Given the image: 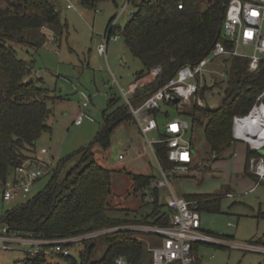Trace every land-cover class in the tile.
<instances>
[{"label": "trees", "instance_id": "1", "mask_svg": "<svg viewBox=\"0 0 264 264\" xmlns=\"http://www.w3.org/2000/svg\"><path fill=\"white\" fill-rule=\"evenodd\" d=\"M88 7H95L100 0H81ZM230 0H141L138 10L121 34L133 54L140 58L143 67L137 79L151 73L160 65L161 71L144 84L135 102H141L150 93L162 86L177 69L185 63H195L208 55L215 42L223 37V22ZM182 4V6H179ZM113 16L107 26L110 36L114 29ZM61 24L60 9L56 0H0V183L10 177L11 168L30 156L38 138L45 130L52 107L49 100L54 97L52 89L42 76L33 75V64L20 57L17 43L42 44L45 32L42 26ZM233 62L227 79L226 98L218 107L197 104L192 109H178L180 116L205 123V134L209 140L214 159L233 145L237 138L233 133L235 115H246L253 108L258 96L264 91V60L257 70L249 67L248 57L232 55ZM204 88V87H203ZM201 88V91L203 90ZM120 97L112 96L104 111V122L93 143L79 150L81 157L64 175L62 164L54 171L46 186L23 204L9 210L1 219L12 229L34 232L37 236L61 238L82 234L104 227L125 223L150 222L169 224L170 210H161L159 189L154 193V207L142 216H117L111 203L112 173L114 169L99 163L95 158L94 144L107 148L111 143L114 128L122 121L134 118L126 102L117 104ZM175 104V103H172ZM171 105V104H168ZM163 112L162 106L155 110ZM168 113V112H167ZM202 116L206 118L204 122ZM164 135V132L163 134ZM250 146V145H249ZM194 147V145H193ZM166 141L155 143L156 154L161 163L172 167L168 157ZM263 152L247 149L245 171L259 179L250 170L251 155ZM196 167L195 165L191 168ZM133 191H144L155 177L150 174L132 175ZM199 201V208L211 211L221 209L224 193L194 192L185 195ZM148 201V200H146ZM264 217V211L261 212ZM140 230L119 228L95 237L76 242L80 246L79 257L73 251L65 258L70 264H113L117 255L123 254L127 264H154L144 261L145 244L138 237ZM102 239L108 248L101 257L96 252ZM196 243L194 244V248ZM73 248V249H74ZM151 251V250H150ZM24 258L14 264H46L48 254L26 250ZM175 264H181L176 262Z\"/></svg>", "mask_w": 264, "mask_h": 264}, {"label": "rangeland", "instance_id": "2", "mask_svg": "<svg viewBox=\"0 0 264 264\" xmlns=\"http://www.w3.org/2000/svg\"><path fill=\"white\" fill-rule=\"evenodd\" d=\"M56 2L62 25H52L45 31L42 29L45 35L40 45L16 44L19 56L33 64V76H42L54 94L49 100L52 111L48 123L51 129L43 131L32 150L28 151L30 156L39 158L43 165L48 164L45 168L51 170L32 184L28 197L4 198L3 184L0 183V219L9 210L42 190L62 161L61 175L77 163L81 157L79 150L92 144L96 138L104 122V111L110 98L118 96L117 104L125 102L121 87L128 89L137 83L141 88L148 82L137 79L143 62L133 54L121 34L132 14L138 10L141 0H100L91 8L81 0ZM69 3L73 6L68 7ZM113 16L115 26L107 42V52L102 54L98 47L106 41L107 26ZM116 34H119L118 38L114 37ZM222 35L226 37L224 32ZM240 50L252 53L254 46L241 44ZM232 62V55H221L213 59L205 72L201 87L204 88L202 91L200 89L199 97L191 98L183 109H192L199 98L203 105L220 106L226 98L229 85L222 73L231 69ZM86 99L89 101L85 109L87 114L81 123H77L75 119ZM177 108V104H162L163 112L158 115L160 130L149 132L151 139L159 141L162 138L166 121L179 115ZM202 119L206 121L204 116ZM188 120L191 127L186 137L192 138L196 167L171 175L172 188L168 184L159 188L161 210H170L167 202L172 189L179 196L194 192L224 193L220 210L201 209L203 225L208 229L206 232L222 238L220 243L196 242L195 252L201 263L264 264V251L236 244L264 243V217L261 216L264 211V179L259 180L245 171L246 149L250 146L239 139L225 149L218 159H214L211 144L205 134V123L196 122L193 125V120ZM93 150L99 163L114 169L111 195L114 210L111 213L117 216H142L151 212L154 202L146 201L144 191L134 193L132 175L143 173L162 178L161 161L135 117L120 122L114 128L107 148L95 143ZM120 154L124 156L121 158ZM249 167L253 172L251 165ZM13 173L14 169L11 168L10 174ZM227 191L233 194L229 195ZM138 237L145 244L144 261L150 263V248L162 239L156 233L146 230H140ZM76 242L72 241V246H76ZM28 248L25 244L0 248V264H14L25 257ZM79 248L72 249L77 258ZM107 248L108 242L102 239L96 252L97 257H101ZM46 264L70 263L63 257L50 254Z\"/></svg>", "mask_w": 264, "mask_h": 264}, {"label": "built area", "instance_id": "3", "mask_svg": "<svg viewBox=\"0 0 264 264\" xmlns=\"http://www.w3.org/2000/svg\"><path fill=\"white\" fill-rule=\"evenodd\" d=\"M72 6L73 4H68V7ZM179 6H182V4H179ZM47 28L46 24L42 26L44 31ZM223 32L226 35L225 40H217L208 55L195 63H185L180 66L172 77L141 102L137 103L133 99L135 91L139 88L137 83H133L128 89L121 87L125 102L130 107L142 132L147 135L154 151L155 143L158 141L151 139L148 133L155 129L160 130L159 119L155 110L161 107L163 103H175L179 109H183L184 104L190 101L191 98L199 97V91L205 80V72L213 59L221 55L244 56L250 59L249 67L251 70L259 69L260 63L264 60V0H230L223 22ZM111 36L112 34L109 36L106 33V41L98 47L100 53L106 54L107 42ZM114 37L118 38L119 34ZM52 38L54 39L55 36H52ZM241 44L253 45L254 51L252 53L241 51ZM161 69V66L157 65L152 68L151 73L156 76ZM227 75V70L223 71L222 76L227 77ZM141 85H143V82ZM176 97H179L178 101H175ZM198 103L203 105L202 99L199 98ZM88 104L87 99L83 101L82 110L75 119L77 123H81L84 115L87 114L85 109ZM262 106H264V91L258 96L256 103L248 114L235 115L233 124L234 136L246 140L252 148L260 151L264 148V141L260 144H254L245 137L239 136L236 128L239 119ZM190 127L191 124L188 118L180 115L168 119L164 124V135L159 141L168 143V157L174 162V165L166 167L160 163L163 177L153 179L152 183L146 188V200L154 201L156 199L154 193L156 188L159 189L165 184L171 187V175L180 170L188 171L191 169L194 164L193 142L192 138L188 139L186 137ZM123 156V154H120L121 158ZM42 163L39 158L28 156L18 164L13 175H10L3 183L4 198L28 197L32 190V184L41 175L51 170V168H45L48 164L43 165ZM250 165L259 180L264 179V153L251 155ZM228 194L232 195L233 193ZM167 204L171 211L169 224L126 223L61 238L41 237L29 231L20 232L3 223L0 225V248H14L25 244L28 245V250L32 253L43 252L48 255L55 254L66 257L74 248L72 241L95 237L119 228H131L154 232L162 239L150 248L154 264H173L176 262L202 264L199 255L195 252L194 244L198 241L220 243L222 238L214 236L203 229L202 214L197 199L179 196L172 189ZM236 244L249 249L264 251V243L236 242ZM127 262L126 256L119 254L115 257L113 264H127Z\"/></svg>", "mask_w": 264, "mask_h": 264}, {"label": "bare ground", "instance_id": "4", "mask_svg": "<svg viewBox=\"0 0 264 264\" xmlns=\"http://www.w3.org/2000/svg\"><path fill=\"white\" fill-rule=\"evenodd\" d=\"M237 134L245 137L254 144L264 141V106L256 108L251 114L239 119Z\"/></svg>", "mask_w": 264, "mask_h": 264}, {"label": "crops", "instance_id": "5", "mask_svg": "<svg viewBox=\"0 0 264 264\" xmlns=\"http://www.w3.org/2000/svg\"><path fill=\"white\" fill-rule=\"evenodd\" d=\"M155 77V75L153 74V76H152V73H149V74H147V75H145V76H143L142 78H140L139 80H146V81H150V80H152L153 78ZM237 138V140H239V139H241V138H238V137H236ZM244 140V139H243ZM244 141H246V140H244ZM247 142V141H246ZM248 143V142H247ZM250 144L248 143V146H249ZM247 149H248V147H247ZM246 149V150H247ZM193 150H194V153H195V148L193 147ZM246 155H247V152H246ZM194 165H196V163L195 164H193L192 166H194ZM252 188H254V186L253 187H251V189ZM227 194L228 193H232L231 191H227L226 192ZM225 193V194H226ZM202 227H203V229L206 231V230H208V229H206L205 227H204V225H203V222H202Z\"/></svg>", "mask_w": 264, "mask_h": 264}, {"label": "water", "instance_id": "6", "mask_svg": "<svg viewBox=\"0 0 264 264\" xmlns=\"http://www.w3.org/2000/svg\"><path fill=\"white\" fill-rule=\"evenodd\" d=\"M142 92V89L141 88H138L136 91H135V95H139L140 93ZM179 100V97H176L175 98V101H178Z\"/></svg>", "mask_w": 264, "mask_h": 264}]
</instances>
